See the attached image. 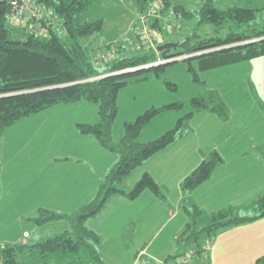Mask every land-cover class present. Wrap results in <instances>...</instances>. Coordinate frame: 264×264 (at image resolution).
Wrapping results in <instances>:
<instances>
[{
    "label": "trees",
    "instance_id": "obj_1",
    "mask_svg": "<svg viewBox=\"0 0 264 264\" xmlns=\"http://www.w3.org/2000/svg\"><path fill=\"white\" fill-rule=\"evenodd\" d=\"M132 1L141 13L140 19L146 20L139 22L144 27L149 25V32L155 41H150L148 33L146 38L141 39L136 29L139 43L134 46L140 53L123 56L124 51L117 49L103 52L99 58L92 57L93 46L85 43L104 28V19H85L92 5L91 0H33L41 14L26 26L13 25L8 20L9 5L0 3V147L5 130L14 123L53 105L87 101L98 104L99 119L95 124L80 126L81 133L94 136L104 149L119 157L89 203L72 214H58L46 209L39 211L34 219L38 226L60 221L70 224V228L61 234L29 247L42 255H75L81 260L79 264H108L99 250L100 237L87 227V221L97 217L116 195L134 201L145 191H150L165 200L164 189L150 173L144 174L129 191L118 185L146 161L170 146L196 113L208 111L223 119L229 116L227 104L215 90H211L206 97L192 98L190 105L193 110L161 137L148 142L140 141L142 130L152 119L164 112L181 110L182 103H171L146 111L136 120L125 124L123 135L117 141L113 128L119 113V94L131 77L146 72L159 77L163 67L182 60L189 64V72L198 81L200 72L264 57V30H253V34L231 32L226 36H220L219 32L210 37L199 35L194 30L190 35L176 40L180 43L176 48L159 53V38L156 36H162L164 40L177 31L181 32V20L192 22L194 13L172 0ZM256 11L239 6L221 9L215 5V0H205L197 11V27L211 25L221 31L231 21L240 28L256 18ZM166 26H169L168 35L165 34ZM170 41L164 40V44ZM108 47L112 50L111 46ZM141 67L146 68L118 74ZM149 78L145 76L137 80ZM223 163L224 159L218 151L211 152L182 181L183 193L190 194L208 181ZM257 209L255 216H235L232 211L209 215L185 199L183 210L188 222L178 243L185 250L195 246V253L186 261L183 258L187 253L169 256L163 264H174L175 261H179V264H210L206 257V242L208 244L221 230L263 218L264 195L257 201ZM25 247L17 244L0 246V261L2 264H20L19 255ZM254 264H264V256Z\"/></svg>",
    "mask_w": 264,
    "mask_h": 264
},
{
    "label": "rangeland",
    "instance_id": "obj_2",
    "mask_svg": "<svg viewBox=\"0 0 264 264\" xmlns=\"http://www.w3.org/2000/svg\"><path fill=\"white\" fill-rule=\"evenodd\" d=\"M91 1L92 5L85 19L88 21L104 19L103 30L85 41L86 44L93 46L92 57L99 58L103 52H112L117 49L124 51L123 56H132L140 53L134 46L136 43H139L135 30L138 29L141 39L146 38L147 33L143 24L139 22L145 19H140L141 13L138 11L136 4L132 0ZM172 1L183 4L188 10L194 13L195 19L192 22L181 20V23H179L181 25V32L177 31L175 34L169 35V37L164 39L166 41L171 40L170 42H176L181 37L190 35L194 30H196L195 32L197 34L206 37L215 36L219 32L220 36H226L231 32L253 34V30H264V0H215V5L221 9L239 6L257 10L256 18L253 21L242 24L240 28L236 23L230 21L221 31L211 25L197 27V21L199 20V13L197 11L203 6L205 0ZM148 26L147 24L146 28ZM167 29H169V26L165 28L166 35H168ZM149 37L151 38L150 41H155L151 34ZM156 37L159 38L157 46L163 45V37ZM108 46H111L112 50ZM172 52L175 53V51ZM188 68L189 64L181 60L163 67L159 77L150 72L143 73L138 77H131L127 86L119 94V113L113 128L115 140L118 141L122 137L126 123L136 120L146 111L171 103H182L183 108L181 110L164 112L152 119L142 130L140 141L148 142L161 137L167 131L174 129L178 120L193 110L190 105L192 98L206 97L211 90H215L220 98L228 104L229 114H234L236 108L241 107L240 105L248 106L245 112L251 110L248 99L256 100L255 98L258 97L260 103L256 107V117L262 113L261 115L264 118V57L231 65L223 69L200 72L198 81L194 79V76L189 72ZM145 76L150 78L142 81L137 80ZM170 86H175V88ZM239 103L241 104L239 105ZM207 112L202 111L196 113L189 124L183 126L179 137L177 136L176 140L171 144L176 150L175 158L171 162L172 169H170L173 174H182L186 166L192 167L194 161L197 164L200 159L203 161L213 151H218L223 159L229 158V154L225 153L224 150L230 141V135L226 131L225 126H229L230 122H233V125H235L234 122H240L244 135L249 129V123L240 115L236 118L233 117L232 121L230 120V116L228 119H224L225 123L222 126L219 124V120H221L219 117H215L218 120L216 122ZM98 119V104L78 101L71 104L53 105L25 118L23 122L14 123L5 130L1 139L0 152L2 150L4 155L2 176L8 177H5L3 184L0 185V236L2 240L4 239L3 235H8L10 231L20 226L21 228L27 227L32 233V237L26 240L28 243L27 245L25 244L26 247L19 255L20 264L80 263L81 260L75 255L65 257L57 254L42 255L38 250H30V246L68 230L70 224L67 221H60L38 226L33 219H29L30 215H26L21 219V215L18 214L19 212L17 213V206L12 203L13 201L7 202L10 199L7 197L16 191H25L26 189L28 191L29 186H20L16 184L17 181L29 177L35 178L37 176L38 165H42L50 156L54 160L56 157L57 159L60 157L77 158L76 155L85 156V154H89L90 157L98 162L96 168L94 170H87L86 168L79 167L80 170L76 171L75 175L83 178L85 182L95 177V181L98 180L97 182L103 183L108 171L118 162V154L114 153L115 155H113V153L108 152V157H105L103 154H92L89 152L90 149L88 146H81V143L78 141V139L82 138L80 136H89L82 134L79 127L84 124H95L98 122ZM263 134V127L256 132L258 136H262ZM92 137L99 143L94 136ZM101 148L104 150L103 147ZM258 153L256 151V154ZM260 153L264 155V152L260 151ZM257 159L256 157V161ZM106 164H108L107 167H105ZM165 164L168 165L169 162ZM159 169H161L160 166ZM136 170V175L133 172L134 174L130 175L118 186L128 191L131 190L139 181L138 179L141 178V175L138 174H140L142 169L139 167ZM55 173L59 177L60 187L62 189V180L65 173L61 167ZM167 174L169 173L165 171L161 175L167 178ZM263 182V171H261L257 163L256 171L251 164H243L239 166L236 175L228 179H218L213 176L198 186L197 190L199 189V196L202 199L203 205H206L204 206V210L209 215L221 211H232L235 216H252L258 214L257 201L264 195ZM255 183L256 200L250 204L253 198L249 197L248 190ZM30 184L34 183H28V185ZM24 185H27V183ZM85 186H87V183ZM33 187L35 194L44 190L39 188L40 186L38 184H34ZM70 187L68 184L63 188V191L68 193L69 198L64 194H60L58 197L62 195L64 197L56 199L59 201L58 206L64 207L66 209L65 212L68 211V214H72L91 200H84L85 202H83L84 204L82 206L74 208L73 206L82 200L80 199L81 196L78 191L71 193L72 189ZM172 187V191L170 192L174 194L177 190V185L174 184ZM3 195L5 197L1 199ZM5 201L7 204H5ZM60 201H63L64 204ZM4 208H10L8 209L10 212L1 214ZM38 215L39 212L38 214L36 213V217ZM259 221H262V218ZM161 224L159 220L149 223L147 225L149 231L146 233L148 239L150 238L148 242L152 243L148 255H155L154 257L158 261L148 259L147 255H145L136 264H163V260L169 255L174 256L187 253V256L190 257L195 253V246L185 250V247L179 244L176 239L173 240L172 245L167 244V236L170 235L171 227H166L165 229L161 227ZM139 232L141 233L142 230ZM139 242H142L140 238ZM1 243L3 244V242ZM2 244L0 246L4 245ZM207 249L210 252V247ZM209 252L207 253V261L212 264V258ZM134 253L135 248L133 247L132 251L128 253L133 261ZM226 255L225 260L236 257L233 254ZM197 259L200 260L199 258ZM224 261H221L220 255L217 256L218 264H224ZM232 261L235 260L232 259ZM124 262L125 264H130L128 258ZM0 264H2L1 261ZM174 264H179V261H175Z\"/></svg>",
    "mask_w": 264,
    "mask_h": 264
},
{
    "label": "crops",
    "instance_id": "obj_3",
    "mask_svg": "<svg viewBox=\"0 0 264 264\" xmlns=\"http://www.w3.org/2000/svg\"><path fill=\"white\" fill-rule=\"evenodd\" d=\"M255 99L256 100L248 99L250 101L251 110H247V112H245L248 106L240 105L242 103L241 102L239 103L241 107H237L234 114H229L231 121L233 117L236 118L240 115L249 123V129L244 135L243 127L240 122H234L235 125L232 124L233 122H230L229 126H225L226 131L230 135V141L224 152L229 154V158L224 159V163L216 168L212 177L214 176V178L218 179H228L229 177L236 175L239 166L243 164H251L256 171L257 163L261 171H263L264 178V155L260 153V151L264 152V134L262 136L256 135V132L260 128H264V118L261 115L262 113L258 116L259 118L256 117V107L260 101L258 100V97ZM244 103H246V101H244ZM207 113L214 121H218L215 117L219 116L210 112ZM219 118L221 119L219 120V124L223 126L225 120L222 119V117ZM24 120L25 119L19 122H23ZM243 124L246 125L245 122H243ZM80 137L82 138L78 139V141L81 143V146H88L90 149L89 152L92 154H103L105 157H108L109 151L104 148V150H102V146L92 136L89 135ZM256 151L261 155L259 153L256 154ZM175 153V147L173 145L168 146L166 149L142 164L140 166V169L142 170L140 174H138L142 177L144 174L150 173L156 182L164 189L166 193L165 200L159 199L150 191H145L134 201L129 200L124 196L116 195L112 197L107 207L97 217L87 221V227L96 232L100 237L99 250L103 259L108 264H125L124 261L127 258L130 264H136L145 255H147L148 259L158 261L155 259V255H148L152 243L148 242L150 238L148 239L146 235L149 231V227L147 225L155 220H159L162 223V228L166 229V227H171L169 232L170 235L167 236V244L172 245L174 239L178 241L179 236L185 230L188 222V217L183 210L185 199L195 203L201 209H205L204 206L206 205H203L202 203V199L199 196V189L197 190L198 187L190 194L183 193L181 189L182 181L197 168L196 166L199 162H202V160L200 159L197 164L194 161L192 167L186 166L182 174H173L170 169H172L171 162L175 158ZM113 155L115 154L113 153ZM76 156L77 158L60 157L57 159L56 157L54 160H52L50 156L47 158V161L45 160L46 162H43L40 166L38 165L37 176L35 178L29 177L17 181L16 184L20 186H29V190L26 191V189L25 191H16L12 193L9 197H7L10 198L7 202L13 201L12 203L17 206V213L19 212L18 214L21 215V219H23L26 215H30L29 219L34 220L36 218V213L38 214L41 209H46L58 214H68V211L65 212L66 209H64V207L62 208V206H58L59 201L56 200L57 198H63L64 195L68 197V193L63 191V188H65L68 184L69 187L71 185V193L78 191L81 196L80 199L82 201L76 203L73 206L74 208L82 206V204H84L83 202H85L84 200H92L96 196L101 183L97 182L98 180L95 181V177L85 182L83 178H79V176L75 175V172L80 170L79 167L86 168L87 170H94L98 162L90 157L89 154H85V156ZM256 157L258 158L257 161ZM0 159L1 185L3 184L4 178L8 177L2 176L4 168V155L2 150L0 152ZM160 161L162 162L157 164ZM164 162H169V164L166 165ZM200 164L201 163H199V165ZM115 165L116 163L113 167ZM107 166L108 164H106L105 167ZM159 166L161 169H159ZM59 167H61L65 173L62 180V189L60 187L59 177L55 173ZM113 167H111V169ZM136 171H134L135 175L137 173ZM165 171L169 173L167 174V178H164L161 175L162 172ZM109 172L110 171H108V173ZM25 183H27V185H24ZM28 183L38 184L40 186L39 188L44 190L35 194L33 187L34 184L28 185ZM86 183L87 186H85ZM170 184L173 186L174 184L177 185V190L174 194L173 192H170L173 188ZM60 194L64 195L58 197ZM248 195L250 198H253V201H251L250 204L255 202L256 183L250 187ZM4 197L5 195H3L1 199H4ZM7 202L5 204H7ZM60 202L64 204L63 201ZM65 204L67 205V203ZM8 209L10 208H4V210L1 211V214L10 212ZM204 211L206 212V210ZM206 213L208 214V212ZM259 220L219 231L210 239L208 244L210 252L209 249H207L206 257L209 252L210 257L212 258V264H218V255L221 256V261H224L226 259L225 257H227L226 254H233L236 256L235 258H232L235 261L228 258L224 261V264H254L259 258L264 256V219L262 218V221ZM140 230H142L141 233L139 232ZM26 232L29 233V236L25 237ZM3 237L4 239L1 240L0 236V245L2 244L1 242H3L4 245H25L28 243L26 240L32 237V233L27 229V227L21 228L20 226L15 228L13 231H10L8 235H3ZM139 238L142 240L141 243L139 242ZM133 247L135 248L134 261L128 254L132 251ZM164 261L165 260H163V263Z\"/></svg>",
    "mask_w": 264,
    "mask_h": 264
},
{
    "label": "built area",
    "instance_id": "obj_4",
    "mask_svg": "<svg viewBox=\"0 0 264 264\" xmlns=\"http://www.w3.org/2000/svg\"><path fill=\"white\" fill-rule=\"evenodd\" d=\"M0 3L9 5L10 13L8 14V20L16 26H26L28 22L32 21V19H36L41 14L33 0H0ZM144 29L149 36L150 34L152 35L148 28L145 27ZM26 236H29L28 232H26L25 237ZM188 258L189 256L184 257L183 261H186Z\"/></svg>",
    "mask_w": 264,
    "mask_h": 264
},
{
    "label": "water",
    "instance_id": "obj_5",
    "mask_svg": "<svg viewBox=\"0 0 264 264\" xmlns=\"http://www.w3.org/2000/svg\"><path fill=\"white\" fill-rule=\"evenodd\" d=\"M179 45H180L179 42H176V43H174V42L165 43V44H163V45H161V46L158 47V52H159V53H162V52H164V51H166V50L176 48V47L179 46ZM171 61H173V60H171ZM148 67H150V66H148ZM148 67H147V68H148ZM143 68H146V67H141V68L133 69V70H126V71H124V72H120V73H118V74H123V73H127V72H133V71L140 70V69H143ZM118 74H116V75H118Z\"/></svg>",
    "mask_w": 264,
    "mask_h": 264
}]
</instances>
